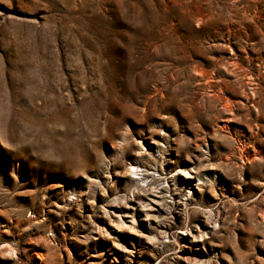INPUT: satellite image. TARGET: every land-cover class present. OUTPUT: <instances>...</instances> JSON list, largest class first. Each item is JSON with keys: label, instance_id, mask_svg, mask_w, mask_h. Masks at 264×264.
Returning a JSON list of instances; mask_svg holds the SVG:
<instances>
[{"label": "rangeland", "instance_id": "374dc122", "mask_svg": "<svg viewBox=\"0 0 264 264\" xmlns=\"http://www.w3.org/2000/svg\"><path fill=\"white\" fill-rule=\"evenodd\" d=\"M0 264H264V0H0Z\"/></svg>", "mask_w": 264, "mask_h": 264}]
</instances>
